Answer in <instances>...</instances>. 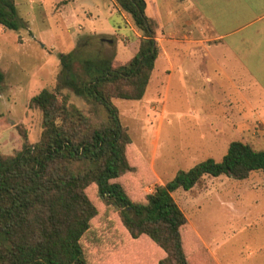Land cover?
<instances>
[{"label":"trees","instance_id":"1","mask_svg":"<svg viewBox=\"0 0 264 264\" xmlns=\"http://www.w3.org/2000/svg\"><path fill=\"white\" fill-rule=\"evenodd\" d=\"M115 1L141 32L134 56L125 63L101 57L77 65L75 51L62 53L57 86L43 88L29 102L42 113L39 140L31 144L24 133L15 155L0 152V264H129L123 249L139 240L155 246L143 255L155 264H215L200 256L195 240L196 251H189L187 217L172 193L190 190L206 175L264 176V149L233 140L221 160L207 158L134 197L128 184L137 168L132 138L113 99H143L159 54L157 23L146 15L145 0ZM26 23L16 0H0L2 27L18 30ZM4 81L0 67V91ZM63 88L97 105L99 121L70 103ZM103 205L122 228L109 239L93 231Z\"/></svg>","mask_w":264,"mask_h":264},{"label":"rangeland","instance_id":"2","mask_svg":"<svg viewBox=\"0 0 264 264\" xmlns=\"http://www.w3.org/2000/svg\"><path fill=\"white\" fill-rule=\"evenodd\" d=\"M17 3L26 25L18 30L0 25V67L5 73L0 91V152L5 155H15L23 148L24 133L31 144L39 140L42 113L29 102L43 88L57 86L62 53L75 51L77 65L101 57L125 63L137 52L141 37L132 17L115 0H71L64 6L61 0ZM62 95L94 120L101 118L97 105L76 97L68 88H63ZM247 96L259 106L260 95ZM174 99L172 92L166 111L161 100L113 99L132 138L131 157L137 168L128 184L135 198L151 193L179 170L207 158L221 160L233 140L264 149V125L258 121L257 109L245 107L227 114L220 105L208 102L188 106L183 102L177 108ZM239 115L244 117L242 124H238ZM172 196L187 217L185 237L192 255L195 240L200 256L215 264H264L262 171H253L241 180L206 175L190 190L178 189ZM121 229L117 214L101 206L94 221L95 236L102 233L109 239ZM135 243L123 249L128 254L126 262L155 264L143 256L150 249L155 251V246L149 240ZM122 258L121 253L118 260Z\"/></svg>","mask_w":264,"mask_h":264},{"label":"crops","instance_id":"3","mask_svg":"<svg viewBox=\"0 0 264 264\" xmlns=\"http://www.w3.org/2000/svg\"><path fill=\"white\" fill-rule=\"evenodd\" d=\"M145 3L146 15L157 23L159 54L142 100H161L166 111L174 92L177 108L208 102L231 114L251 107L264 125V0ZM251 93L260 95L259 106Z\"/></svg>","mask_w":264,"mask_h":264},{"label":"water","instance_id":"4","mask_svg":"<svg viewBox=\"0 0 264 264\" xmlns=\"http://www.w3.org/2000/svg\"><path fill=\"white\" fill-rule=\"evenodd\" d=\"M107 41H109V42H111V40L110 39H106Z\"/></svg>","mask_w":264,"mask_h":264}]
</instances>
